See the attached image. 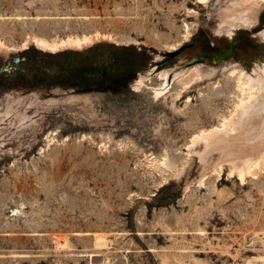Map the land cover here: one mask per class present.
Returning <instances> with one entry per match:
<instances>
[{
    "label": "rangeland",
    "instance_id": "rangeland-1",
    "mask_svg": "<svg viewBox=\"0 0 264 264\" xmlns=\"http://www.w3.org/2000/svg\"><path fill=\"white\" fill-rule=\"evenodd\" d=\"M233 1L0 0V264H264V131L225 125L264 0L219 31Z\"/></svg>",
    "mask_w": 264,
    "mask_h": 264
},
{
    "label": "bare ground",
    "instance_id": "bare-ground-1",
    "mask_svg": "<svg viewBox=\"0 0 264 264\" xmlns=\"http://www.w3.org/2000/svg\"><path fill=\"white\" fill-rule=\"evenodd\" d=\"M199 1L204 2L206 0H199ZM256 1L257 0H234L231 3V6L225 9L221 13L222 18H221V23L219 25V31H221L224 25L225 26L228 25L230 27H236V26H250L251 24L255 23V15H253L254 13L253 10L256 7L255 6ZM101 38L108 39L109 36H102L99 33H95L91 36H83L80 38H73V39L68 38L67 40H63V41H55V40L48 41L43 38H37L33 40V43H35L37 47L45 51L48 50L51 52H55L57 50H61L62 48H66V47L83 48ZM25 45L26 43L23 46ZM2 48H3V44L0 43V50ZM239 75L240 76H239L238 82L240 85V90L242 92L247 91L249 93L248 99L246 102L240 100L236 104L233 110V114L231 115V118L227 121L225 125L229 126V125L235 124V126L237 127V124H238L239 127L241 126L240 128L242 127L244 128L245 126L248 129L249 127L246 126L247 124L250 126H254L251 124L257 125V123L259 124L261 123L262 124V127H260L261 131H264V65L261 68H257L256 70H253V73L251 75H246L242 72H240ZM168 76H169V73L167 71H163L158 74V78H160L164 83L166 82V84L163 83L159 86V88L154 89L153 92L155 94V97H158V96H161L167 93L168 86H169V83L167 84ZM142 84H143L142 81L138 80L136 83L135 89L140 88ZM254 128H257V126ZM221 133H223V131L215 132V130L209 131L206 134L202 133L200 137L194 139L192 143L194 144L196 142L198 143V141L200 140H205L206 142L208 141L210 142L215 139L217 140V138L221 135ZM221 138L223 137L221 136ZM260 157H261L260 161L264 162V153H263V156H260ZM165 164L166 163L164 162V165ZM257 165L258 163H257V160L256 161L254 160V156H250V158L243 161L240 166H238L237 168L235 167L237 171V176L239 177V179L242 180L244 178V175L247 173H250L252 167H256Z\"/></svg>",
    "mask_w": 264,
    "mask_h": 264
},
{
    "label": "water",
    "instance_id": "water-1",
    "mask_svg": "<svg viewBox=\"0 0 264 264\" xmlns=\"http://www.w3.org/2000/svg\"><path fill=\"white\" fill-rule=\"evenodd\" d=\"M229 54H230V51L222 52V53L218 54L217 57H216L215 59L218 60V59H220V58H224V57L228 56ZM165 55H166V57H168V58H172L174 55H176V51L167 52ZM162 67H163V66L158 67V68H157V71H159Z\"/></svg>",
    "mask_w": 264,
    "mask_h": 264
}]
</instances>
